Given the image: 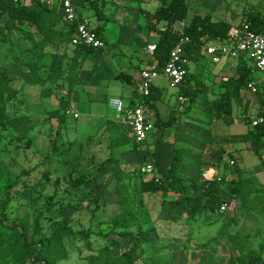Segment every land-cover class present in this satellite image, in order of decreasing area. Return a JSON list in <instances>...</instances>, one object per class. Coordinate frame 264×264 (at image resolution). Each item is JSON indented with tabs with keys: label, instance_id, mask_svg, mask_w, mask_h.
Here are the masks:
<instances>
[{
	"label": "rangeland",
	"instance_id": "1",
	"mask_svg": "<svg viewBox=\"0 0 264 264\" xmlns=\"http://www.w3.org/2000/svg\"><path fill=\"white\" fill-rule=\"evenodd\" d=\"M78 1L77 13L91 27L99 24L92 4L108 20L103 30L105 50L91 61L67 41L48 45L38 60L43 86L24 83L26 63L33 57L30 49L39 40L34 28L22 26L0 35V70L10 78L6 130L0 141V221L26 222L28 241L37 216L40 232L36 239L46 240L54 231L69 227L73 238L61 239L57 264H97L99 249L110 247L112 240L119 241L117 249L110 248V261L117 264H253L248 256L258 253L264 261V157L237 149L249 137L250 119L264 105L263 74H253L255 93L245 89L231 101V115L215 116L208 104L218 99L219 83L234 74L235 62L215 63L199 50L187 69L186 85L198 91L193 102L186 98L181 103L179 89L169 87L165 77L155 80L156 110L162 121L171 123L164 138L157 142L151 132L144 145L135 147L129 138L125 146L114 147L113 142L127 131L109 100L120 99L127 106L136 93L139 72L150 59L147 46L157 40L146 20L160 1ZM185 2L189 16L209 13L232 24L249 15L264 18V0ZM6 19L1 18L0 24ZM54 23L56 33L67 26L58 15ZM119 73L131 76L132 82L116 79ZM55 111L60 116L50 119ZM146 112L153 122L154 112ZM175 151L199 157V165L181 172L187 181L196 175L202 185L216 181L223 187L242 171L240 179L250 184L235 196H225L223 213L192 217L189 203H178L176 192L163 198L140 191V183L150 177L142 171L140 175L142 163L153 165L157 157L168 167ZM80 178L88 183L87 188L72 187ZM29 190V197L21 198ZM51 196L55 204L46 211ZM123 215L131 218L129 228L113 223ZM120 231L148 236L136 247L129 237H119ZM78 232L88 233V246ZM7 248V244L0 248V264H17L6 255Z\"/></svg>",
	"mask_w": 264,
	"mask_h": 264
},
{
	"label": "trees",
	"instance_id": "2",
	"mask_svg": "<svg viewBox=\"0 0 264 264\" xmlns=\"http://www.w3.org/2000/svg\"><path fill=\"white\" fill-rule=\"evenodd\" d=\"M159 1L160 5L155 8L153 15L146 20L149 30L157 35L153 57L152 59L150 58L148 62L149 66L154 65L157 71L161 70L167 60L169 51L180 39H188V43H186L184 47L189 56L196 57L197 52L204 44L210 41H227L230 31L242 24V22L232 24L228 21L214 19L209 13H197L189 16V9L185 0ZM79 4L80 1L76 0V6ZM92 6L95 8L94 14L99 23L93 28V31L105 43L103 30L108 20L94 4H92ZM56 15L59 16L56 9H48L39 4H13L10 0H0V19L4 16L7 17L4 24H0V35H4L5 32H12L22 26H29L34 28L35 33L39 37V40L35 42L32 49H30L33 57L26 63L27 74L24 78V83L26 85L43 86L45 84V78L42 76L38 60L45 54L44 49L48 45H54L61 40L67 41L71 45V40L74 37V28L72 25L66 24L67 26H65L63 31L56 33V31L53 30ZM245 22L255 32L264 31V18L249 15ZM177 24L182 25L180 30L176 28ZM75 48L79 49L85 57H91V61L104 51L100 49L94 50L85 46H77ZM254 72L255 70L253 67L245 60L239 59L236 61L234 74L220 81L219 88L221 92L219 93L218 99L209 102V111L218 117L231 115V101L239 98L242 90L248 89V84L254 80ZM46 77H51V73L48 72ZM115 78L124 80L127 83L132 82L131 76L127 74L119 73ZM189 79L190 75L187 72L185 83L178 91L179 96L182 98L180 101L181 103H184L186 98H189L193 102L198 93L196 89H192L186 85ZM9 84V76L0 70V141L2 139V133L6 130L4 120L7 98H10ZM154 91L155 88L152 87L150 95L142 98L140 102L146 109L154 112V131L151 133V136H156V141L159 142L164 138L165 132L171 127V123L164 122L159 117L155 107L157 98L156 95L153 94ZM133 104L134 102L130 101L128 107H132ZM257 115L263 118V122L255 127H251L250 125L251 129L248 133L249 137H247L246 149L255 156L262 158L264 152V105L260 107V111ZM59 116L60 114L55 111L50 113L49 118L51 119ZM126 131V135L120 136L113 142L114 147L125 146L128 143V139L131 138V135L127 127ZM147 140L148 139H146V141ZM146 141L141 144H135V147L144 145ZM216 157L217 160H220V152H217ZM155 158L152 165L153 172L149 179L143 180L140 183V191L142 193L159 194L163 198H165L169 192L174 191L178 194V203H189L192 217L206 213H223L219 211V207L222 202L226 200L225 196H235L241 191L243 186L250 184L248 180L240 179L242 171H238L237 180H231L223 187L216 181H209L202 185L196 175L192 176L187 181L185 178L181 177V172H187L200 164L198 155L194 153L187 154L184 151H175L168 167L161 165L157 157ZM147 163H142V166ZM139 173L142 176L141 168H139ZM87 186L88 183L83 178L72 182V187L75 189L81 187L87 188ZM262 187L264 188V186ZM29 192L30 190L24 191V193L20 195L21 198L29 197V194H31ZM32 192L34 193L35 191ZM35 196L36 194L33 195V197ZM8 200L9 197L1 203L2 208L7 205ZM54 204V197H49L46 202L45 210L50 211ZM138 208L141 210L144 209L141 202H138ZM39 219L40 216H37L33 221L30 241L26 238L28 233L26 222L19 221L13 224H3L0 221V248L4 244H7L8 248L6 255L8 257L11 256L15 263L19 264L24 260H29L32 264H57L55 258L58 256L60 250L61 239L73 238L74 233L69 227L65 226L54 231L46 240L36 239V236L40 232ZM130 220L131 218H129V216L123 215L119 221H114L113 223L116 226L120 225L121 227L125 226L129 228L131 226V223H129ZM78 233L80 234L79 239L86 241V246H88V233ZM118 235L121 238L129 237V240L132 241L133 245L136 247L147 239L148 236L142 232H138V234L134 236L130 231H120ZM111 247L117 249L119 247V241L112 240L110 242V247L99 249V258L101 259L97 264H117L110 261L112 257ZM248 260L253 264H264L260 253L256 255L250 254Z\"/></svg>",
	"mask_w": 264,
	"mask_h": 264
},
{
	"label": "built area",
	"instance_id": "3",
	"mask_svg": "<svg viewBox=\"0 0 264 264\" xmlns=\"http://www.w3.org/2000/svg\"><path fill=\"white\" fill-rule=\"evenodd\" d=\"M13 4L35 3L48 9H56L61 14L63 21L72 25L74 28V37L71 40V46H85L94 50H105V43L96 35L93 28L78 17L76 11V0H10ZM187 38L180 39L169 51L168 57L160 71L155 70L154 65L146 66L139 72V83L136 92L140 98L148 97L154 82L159 77H165L171 88L179 89L185 83V77L188 72L189 62L194 56H189L185 44ZM155 44L147 46V55L152 59ZM206 56L213 59L215 63L221 59L245 60L255 71L261 72L264 76V31L255 32L244 21L241 26L233 28L229 33V38L225 42L210 41L204 44L201 49ZM155 64V62H154ZM260 84L264 85V78ZM255 84L250 82L248 89L255 93ZM179 101L182 98L179 96ZM109 106L115 113L122 116L125 126L129 129L131 139L136 144L146 141L148 134L154 131L153 122L146 116L147 109L141 102H136L132 107L124 106L120 99L109 100ZM263 122V118L256 116L250 119L251 127H255ZM229 166L234 168L233 160L229 161ZM141 171L148 175L153 172V166L150 163L144 164ZM226 200L219 207L220 212L226 210Z\"/></svg>",
	"mask_w": 264,
	"mask_h": 264
},
{
	"label": "crops",
	"instance_id": "4",
	"mask_svg": "<svg viewBox=\"0 0 264 264\" xmlns=\"http://www.w3.org/2000/svg\"><path fill=\"white\" fill-rule=\"evenodd\" d=\"M77 9H78V6H76V11H77ZM58 13H59V11H58ZM78 14V13H77ZM59 17L61 18V20H62V22H64L63 21V19H62V17H61V14L59 13ZM78 17L81 19V20H83L84 18H82V17H80L79 15H78ZM83 22H85L84 20H83ZM86 23H88V22H86ZM64 24H66L65 22H64ZM89 24V23H88ZM90 25V24H89ZM91 27V26H90ZM96 27V25L94 26V27H91V28H95ZM151 44H155V43H151ZM196 58L194 57V59L193 60H195ZM223 62L224 61H229V60H225V59H221ZM146 66H149V64H147ZM145 66V67H146ZM144 67V68H145ZM141 69H143V68H141ZM138 83H139V78H138ZM138 83H137V85H138ZM153 87L155 88V91L153 92V94L154 95H156V98L158 97V95H157V93H156V91H157V89H158V87L155 85V82H154V85H153ZM142 98H140L139 97V95L137 94V92L134 94V96H132V97H130L129 99H128V103L130 102V101H133L134 103H136V102H140V100H141ZM157 100V99H156ZM262 107V106H261ZM260 111V110H259ZM258 111V112H259ZM258 112L255 114V115H253L252 116V118H254V117H256V116H258L257 114H258ZM246 144V143H245ZM243 145V146H241V147H238L237 149L239 150V151H248L247 149H246V146L247 145ZM240 153V152H239ZM262 157H264V152H263V155H262ZM263 168H264V165H263ZM240 169V168H239ZM241 170V169H240Z\"/></svg>",
	"mask_w": 264,
	"mask_h": 264
}]
</instances>
